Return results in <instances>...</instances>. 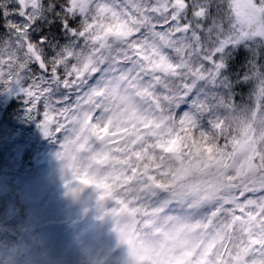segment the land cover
Returning a JSON list of instances; mask_svg holds the SVG:
<instances>
[{"label": "snow or ice", "instance_id": "6c2138e0", "mask_svg": "<svg viewBox=\"0 0 264 264\" xmlns=\"http://www.w3.org/2000/svg\"><path fill=\"white\" fill-rule=\"evenodd\" d=\"M240 47L251 59L233 80ZM249 82L241 109L234 89ZM0 88L23 94L46 136L123 165L129 184L154 179L153 147L220 150L223 140L262 160L264 0H0ZM208 216L246 243H220L196 264H264V184L222 193Z\"/></svg>", "mask_w": 264, "mask_h": 264}, {"label": "clouds", "instance_id": "9594fccd", "mask_svg": "<svg viewBox=\"0 0 264 264\" xmlns=\"http://www.w3.org/2000/svg\"><path fill=\"white\" fill-rule=\"evenodd\" d=\"M93 151L92 144L81 148L79 142L62 143L73 187L94 191L107 207L125 264H196L199 256L222 239L232 241L233 252L246 243V233L236 228L233 234L225 218L212 224L208 210L222 193L259 179L246 160L250 146L221 145L211 154L191 143L180 148L171 145L167 153L153 147L154 159L145 156V162L157 165L154 179L132 184L124 179L123 165L115 161L102 164L93 159ZM257 169L264 177V163ZM170 199L179 203L169 205ZM227 259L233 264L230 256Z\"/></svg>", "mask_w": 264, "mask_h": 264}, {"label": "rangeland", "instance_id": "374dc122", "mask_svg": "<svg viewBox=\"0 0 264 264\" xmlns=\"http://www.w3.org/2000/svg\"><path fill=\"white\" fill-rule=\"evenodd\" d=\"M17 91L2 88L0 95L7 102L15 98ZM38 129L41 130L40 125ZM63 141L62 136L58 150L46 151L36 158L39 171L34 185L11 188L0 177V199L18 197L28 215L27 225L21 228L25 240L19 249L10 248L8 255L3 249L0 264H125L107 207L96 199L94 191H77L73 187L62 154ZM246 160L256 171L262 161L251 151ZM246 183L249 187L264 184V178ZM12 208V205L0 207V228L1 223L12 218L15 212ZM235 229L232 225L233 234ZM220 243L231 245L232 241L225 238ZM216 246L213 244L209 252Z\"/></svg>", "mask_w": 264, "mask_h": 264}, {"label": "trees", "instance_id": "16d2710c", "mask_svg": "<svg viewBox=\"0 0 264 264\" xmlns=\"http://www.w3.org/2000/svg\"><path fill=\"white\" fill-rule=\"evenodd\" d=\"M250 59L251 54L246 48L240 47L234 51L232 58L228 61V75L236 80L237 74L245 73ZM252 89L253 85L250 82L242 83L234 89L236 100L241 109L249 106ZM16 93L15 98L7 102L0 95V177L6 180V186L11 188L34 185V179L39 171L36 170V158L46 151L58 150L60 148L59 140L62 137V135L46 136L44 132H41L38 129L40 120L29 116L26 98L19 91ZM219 143L223 145L224 141L221 140ZM214 150L216 149L209 146L205 149L209 154ZM261 163H264V160ZM261 163L258 162V164ZM256 175L258 178H264L260 176L258 169ZM9 205L13 206L12 209L15 212L12 218L1 223L2 232H0V248L8 251L12 247L20 248L21 241L26 238L21 228L28 222L27 210L22 206L18 197L6 196L0 199V207Z\"/></svg>", "mask_w": 264, "mask_h": 264}]
</instances>
